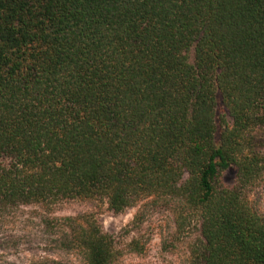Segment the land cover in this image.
<instances>
[{"label":"trees","instance_id":"obj_1","mask_svg":"<svg viewBox=\"0 0 264 264\" xmlns=\"http://www.w3.org/2000/svg\"><path fill=\"white\" fill-rule=\"evenodd\" d=\"M263 196L264 0H0V224L89 204L52 249L123 264L99 215L158 208L178 264H264Z\"/></svg>","mask_w":264,"mask_h":264},{"label":"rangeland","instance_id":"obj_2","mask_svg":"<svg viewBox=\"0 0 264 264\" xmlns=\"http://www.w3.org/2000/svg\"><path fill=\"white\" fill-rule=\"evenodd\" d=\"M231 182V175H228ZM264 207V196L262 199ZM93 211L89 204L71 203L49 213L39 205L20 206L1 220L0 264H71L72 258L57 253L47 239L44 220L74 216ZM138 207L122 213H103L99 221L105 232L110 234L119 246H125L133 239L145 243L143 256L129 255L123 264H178L188 253L193 236L187 230L176 229L172 217L164 209H148L144 222L135 227L132 224ZM170 241V249H164V242Z\"/></svg>","mask_w":264,"mask_h":264}]
</instances>
